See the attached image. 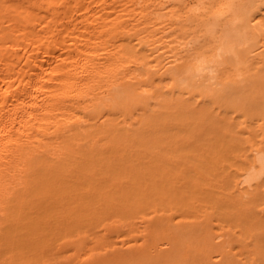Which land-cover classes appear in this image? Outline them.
I'll return each instance as SVG.
<instances>
[{
  "label": "bare ground",
  "instance_id": "bare-ground-1",
  "mask_svg": "<svg viewBox=\"0 0 264 264\" xmlns=\"http://www.w3.org/2000/svg\"><path fill=\"white\" fill-rule=\"evenodd\" d=\"M0 264H264V0H0Z\"/></svg>",
  "mask_w": 264,
  "mask_h": 264
}]
</instances>
